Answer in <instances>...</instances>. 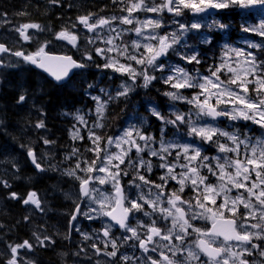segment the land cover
<instances>
[{
  "label": "snow or ice",
  "instance_id": "obj_1",
  "mask_svg": "<svg viewBox=\"0 0 264 264\" xmlns=\"http://www.w3.org/2000/svg\"><path fill=\"white\" fill-rule=\"evenodd\" d=\"M49 3L59 5L61 0H49ZM113 3L123 4L124 0H113ZM68 6L73 7L74 5L69 4ZM229 8L247 10L250 14H256V10H259V14L264 17V0H160L159 3H157V0H128V6L121 9V11L128 13L127 16L101 17L91 23V13L86 16L77 17L79 24L83 25L89 32L97 28L110 26L116 20L130 25L135 19L132 16V13L135 11L156 13L158 17L136 21L140 24V27H136L134 31L137 37L141 39L132 41L131 46L134 51L131 53L128 52L127 45L121 48L114 44V39L120 37L119 33H117L116 37H101V34L97 33L94 38L89 39V43H94L95 39H103L106 45H112L109 48H95L96 54L106 61L102 67L110 68L121 74H127L132 81L131 84L122 83L117 89L116 96H112L106 88H101L100 92L107 96L108 100L119 99L120 97L127 98L130 92L135 91L138 77H141L143 80V83L139 87L144 89H148L153 80L160 79L165 84H170L171 88L177 90L164 92L163 95L172 101L180 100L192 105L196 109V116L198 118L207 117L211 120H216L220 117H227L231 121H251L253 124H257L260 128L264 129V59H259L256 52H247L240 48L228 47L225 50V57L227 58L221 57V63L218 66H209L210 75L208 76L200 75L198 72L196 75L190 74L180 64H174L167 60L158 62L162 57L167 58L171 53V55L178 57L181 61H186L188 64H192L193 62L200 64L201 60L198 59L199 52L198 50L189 51L192 46L188 43L187 37L189 34H199L205 25L199 21L184 22L176 19V17H183L185 10L193 15H200L207 13L209 10ZM165 13L172 14L170 24L175 27L171 31L160 33L156 29L169 27V24L165 23ZM73 27H76V25L74 24ZM216 27L220 30H226L229 26L220 23ZM147 28H152L153 31H143V29ZM28 29L44 31L43 27L39 24L26 23L21 25L16 31L19 32L25 41L32 39V36L26 32ZM116 31L115 28L109 27V32ZM241 31L261 37L262 41L260 44L249 42L248 47L264 52V18L260 20L258 26L249 24L245 20L241 24ZM56 38L67 40L73 47H77V36L67 30L57 33ZM199 39L202 45L211 44V38L207 36L200 35ZM141 40L146 42L142 43ZM46 47L47 43L38 46L35 52L27 55H25L24 51L11 52V55L19 58L26 65L41 69L58 82V84L64 82L73 69L88 68L90 65L83 63V59L93 61V56L88 50H85L83 53L82 61L77 62L69 55H51L45 51ZM141 48L143 51H140ZM10 51L9 48L0 44V53H8ZM113 51L117 52L118 56L135 61L136 64L143 65L144 67L137 70L131 64L121 63L118 57L106 55V53ZM233 55L243 58V60L233 61L236 67H232L229 62ZM96 66L100 67V65ZM19 67H21L19 61H8L5 63L0 59V72ZM166 67L168 75L157 77L153 74L156 71L163 73ZM225 68L227 69L225 75L228 73L232 74L227 82L221 80L218 75ZM249 77H252V79H249ZM0 83H2V79H0ZM230 85H234L235 87H231ZM249 85H253V87L250 89ZM95 87V84L89 83L85 89V95L90 96L96 102V121L94 126L96 128H103L104 124L102 121L105 118L107 101L102 102L100 96L91 95L88 89ZM19 88L20 95L17 103L23 104L26 102L28 88L23 83L20 84ZM183 88L199 89L200 91L189 98L179 91ZM213 89L217 91H213ZM43 90V85L38 83L36 93L41 94ZM213 100L215 103L212 102ZM221 105H224V107H220ZM228 105H232V107H228ZM237 105L241 107H237ZM33 107H35L34 104ZM39 110L43 111V109ZM79 111L77 109V114L74 118L82 124H87L84 117L78 114ZM150 112L163 125H171L176 129V132H179L180 125L187 124L189 136L199 137L203 142L214 145L220 153H232L233 155L216 156L210 160L207 155H202L203 149L194 143H181L178 139L166 141L164 138V127L160 129L159 141L151 135H145L134 124L127 127L123 135L119 137L113 138L109 136L103 149L106 163L102 162L98 168L89 165L85 169H80L79 162L76 164L77 169L86 173L94 171L96 173L107 172L108 175L102 177L97 174L82 178L75 176L74 170L68 172V175L75 176L76 179L81 181V195L88 197L90 203L98 205L99 215L108 217L114 222L106 224L103 232L105 237H109L108 243L105 244V249L110 244L112 251L104 250L101 253V249L99 248L95 251L96 255L103 254L111 259L109 261L97 260L96 264H111V261L117 258L118 253L119 261H123L124 264H130V262L131 264H135L132 256L120 253V247L123 246L124 242L129 240L138 242V244L129 245L130 247L135 248L138 246L144 253L141 264H193V262L195 264H264V259H260V257H264V243L254 242L264 241V134L259 137H252L247 132H229L221 129L219 126L210 124L200 125L197 121L186 119V116H190L191 110L188 114L178 111L172 112L171 115L174 116V119L164 116L156 106H152ZM65 115H68V113H65ZM2 123L3 120H0V124ZM35 126L37 128L44 127L43 121L37 122ZM133 133H135V136L139 140L144 141L143 145L137 144L136 139L133 138ZM173 135H176V133H173ZM220 137L226 138V142L221 143ZM73 138H81L79 136V129L73 132ZM89 139L92 140V143L96 147L94 149H87L88 151H95L97 153L102 151L99 147V141L102 139L100 135L89 129ZM44 142L46 144L53 143L47 139ZM157 142L159 143V149L149 146ZM123 143H128L131 147L115 155L107 151V146L113 144L120 146ZM21 147L27 148V155L31 158V162L37 170L41 172L46 170L41 167L40 158L37 157L30 146L21 145ZM132 147L136 149L137 161H132L129 158L127 167L134 168L138 162L141 167L145 168L147 173H151L153 170L151 161L145 160L140 155V153L147 150L150 156L158 157L161 161L158 167L167 170L159 178L163 183H154L147 179L144 174L137 171L132 181H130L133 187L140 190L134 197L129 196L120 186L121 171H123V175H128L126 170L120 169V164L124 163V156L132 150ZM174 150L175 163H169L168 157L173 156ZM77 152L78 149H73V155ZM181 157H183L185 163H180ZM114 159L119 160V164L113 165L112 161ZM212 161H215V163L213 164ZM5 162L12 163V161ZM92 163L95 164V161ZM13 166L15 167L16 165L14 164ZM109 166L114 167L116 171L110 172ZM177 167L181 168L179 173L175 171ZM201 169H207V174H201ZM253 174L256 177L255 180L252 179ZM209 175L216 177L219 183H211ZM137 179L142 183H136ZM168 180H175L180 187L178 189H170L166 193L165 189L168 186ZM91 181H99L100 184L110 182L114 195L110 196L99 188H89L88 185ZM186 182L191 183L192 190L196 195L188 199H182L180 194L184 192ZM0 184H3L6 188L11 187L3 179H0ZM144 186H150L147 195L143 192ZM152 187L158 190L155 194L151 192ZM233 189H244L247 196L238 191L237 195L233 197L230 194ZM95 193H99V195L97 196ZM10 195L11 198H16L17 196L14 192ZM153 195L154 199L152 198ZM218 197L222 198V203L217 204ZM140 201H143V203H140ZM23 203L25 205L31 203L37 209L43 211L41 209V201L37 199L35 192L29 193L27 199L23 200ZM145 205L151 208L152 212L146 211ZM240 205L243 206L244 211H240ZM197 209H200V211H197ZM91 210L96 211V209ZM134 211L143 212L144 216L151 220V224H141L133 215L132 218L137 219V226H131L128 223L129 214ZM76 212L89 219L95 218L89 217L88 213H80L79 204H77ZM157 212L159 213L158 218L152 219L153 214ZM225 212L230 215L226 216ZM71 219L75 221L77 216L72 215ZM158 219L165 222L170 220V226L166 223L163 227H157ZM197 220L208 221L210 227H198L192 223V221ZM251 221L256 222L252 223ZM117 225L124 232L123 242L120 244L117 242L120 238L110 237L112 229ZM145 227L147 228V232L141 235L139 229ZM127 233H131V235L129 236ZM193 234H196V239L184 246V241ZM34 235L36 234L34 233ZM154 237H159L160 240H165L169 243L167 245H160L154 241ZM173 237L181 243L173 244ZM36 239L43 247L47 246L45 244L46 240L51 243L49 237L41 239L39 236H36ZM85 239H89V237L85 236ZM149 244H153L154 246L149 248ZM32 247V244L27 240L21 244H9L8 248L11 255L5 261V264H20V260L23 258L20 257L18 250L24 248L31 250ZM93 247L95 246L93 245ZM158 248H168L171 252V258L162 251L157 252ZM149 252L156 253V256L148 255ZM247 257H252V260L247 259ZM119 261H117V264H119ZM25 264H32V262L27 261Z\"/></svg>",
  "mask_w": 264,
  "mask_h": 264
},
{
  "label": "trees",
  "instance_id": "obj_2",
  "mask_svg": "<svg viewBox=\"0 0 264 264\" xmlns=\"http://www.w3.org/2000/svg\"><path fill=\"white\" fill-rule=\"evenodd\" d=\"M69 4L74 6L69 7ZM126 6H128V0H124L123 4L113 3V0H61L59 5L51 4L49 0H0V12L11 22L41 25L45 31L42 40L44 43L53 42L57 32L62 30L73 33V25L75 24L77 27L79 24L77 17L79 16H86L90 13L92 16L125 15L128 13L121 11V9ZM167 17L165 15V18ZM203 22H209V26L205 25L208 28L205 32L209 34L211 44H200L199 35L187 38L188 43L192 46L189 51L198 50V59L201 60V63L188 64L186 61H181L178 57L171 55V53L168 58L184 68L197 67L202 72L209 73V66L215 67L220 56L221 44L226 40L232 42L238 37L234 32H240L239 12H229L223 9L210 14L207 20ZM220 23L228 25L227 29L228 31L230 29V33L227 29H218L216 25ZM131 28L132 26H124L120 33L121 48L127 45L129 53L133 52ZM22 51L25 54L33 52L32 49L27 48L22 49ZM72 55L74 56V54ZM75 58L78 59V57ZM119 58L122 63L133 65V61L127 60L123 56H119ZM19 63L21 67L2 70L0 73V79H2V83H0V120H3V123L0 124V179L6 180L11 185V187L6 188L0 184V200L3 199L4 201L3 205L0 202V226L4 229L1 232L4 238L2 239L0 235V264H5L8 259L7 246L24 240L27 216L23 208V200L31 192L49 194V192L55 191L49 200L54 210L61 216L53 215L52 228H55L54 234L58 242L67 241L65 233L58 232V228L60 230L61 227L67 226L64 221L65 215L72 213L73 204L64 199L61 190L67 186V183L76 187L78 183L75 179L63 176L62 169L65 166V168L68 167L67 170L71 171L76 169L78 162H80L81 168L84 167L85 161L88 165H95L92 162H97L98 153L87 150L96 147L89 139L88 129L102 137L99 141L101 148L106 138L124 128L127 122L126 117L135 108L139 109L138 113L145 117L150 128L155 132L159 122L151 115L146 114V106L155 104L164 116L171 119L166 111L170 99L163 95L164 92L171 91V85L156 79L152 81L148 89H144L139 87L143 80L138 77L135 91L130 92L127 98L120 97L119 99L108 100V97L104 96L105 101H107L105 118L102 121L104 127L96 128L94 126L96 119H92V116L89 115L86 117V114H89L88 112L93 107L90 96L85 95L87 85L89 83L96 85L95 88L88 89L90 93L100 95L101 93L94 89L106 88L112 96H116L117 89L122 83H132L126 74L103 68L101 59L98 56H93V61L86 63L90 66L85 69L86 76L84 79L79 80L78 76L80 75L78 74L70 86L57 87L24 62L19 60ZM96 65H100V67ZM94 67L100 68L101 71L96 73L93 71ZM154 74L160 77L165 73L154 72ZM22 83L28 88V94L26 102L18 104L19 86ZM38 83L42 84L44 88L41 94L36 93ZM39 109H43V111ZM77 109L86 110V114L83 111H79L78 114H83L87 119V130L81 129L79 131L81 138L74 139L73 132L76 130H73L74 124L78 123H74L72 117L77 114ZM41 120L44 127L37 128L35 125ZM168 130L170 131L169 128ZM45 139L53 143L45 144ZM89 143L90 146H88ZM21 145L30 146L40 156L44 152L48 155L51 164L43 166L46 169L45 174H38L30 167L27 148L21 147ZM206 148L205 152L211 150L208 146ZM73 149H78L75 155H73ZM5 161H12V163ZM13 192L17 194L16 198L8 200ZM69 255L70 251L65 246L56 245L53 251L39 250L35 264H63Z\"/></svg>",
  "mask_w": 264,
  "mask_h": 264
},
{
  "label": "rangeland",
  "instance_id": "obj_3",
  "mask_svg": "<svg viewBox=\"0 0 264 264\" xmlns=\"http://www.w3.org/2000/svg\"><path fill=\"white\" fill-rule=\"evenodd\" d=\"M159 2H160V0H157V3H159ZM234 9H237V8H234ZM216 10H219V9H216ZM212 11H214V10H209L207 13L200 14V15H193L192 13L188 12L187 10H185L184 16L183 17H176V19L182 20L184 22H196V21H199L203 25H207V22H203V21H204V19H206V17H207L206 15L208 13L212 12ZM136 12L138 13L139 11H136ZM140 12H141L140 15L133 16V17H135V19L133 20V23H132V25H134V29L136 27H140V24H138L136 21H144L145 19L158 18L156 13L142 12V11H140ZM239 12H241L242 14H244V17H245L244 19L245 20H247V18H249L250 16H252L253 19H255V20H253V21L247 20V22L249 24L254 25V26H258V23L260 22V20L262 18H264V17H262L259 14V10H256V14H250V13L247 12V10H242V9H239ZM165 14H167V13H165ZM167 15H168V17L165 18V23L169 24V27H167V28H161V29H156V31H158L160 33H163L165 31H171L175 27L174 25H171L170 24V21L172 19V14H169L168 13ZM110 17H113V16H110ZM110 17H106V18H110ZM118 17H123V16H118ZM95 20H97V19L96 18L95 19H91L90 20V23L92 21H95ZM0 24L4 26V31L1 34L2 38L7 39V41L9 42V44L14 45L16 48H20V46L24 42L22 41V37L20 36L19 32L16 31V29L19 28L23 24H10L9 21L4 20L3 18H1ZM125 25H128V24H123L119 20H116V21L112 22V24L110 26H105L103 28H97V29H95L92 32H89V31L87 32L84 28H81L79 30V33L76 36H77V38L80 39V41H82L83 43H85L87 45L86 50L90 51V54L92 56H98L96 54V52H95V48H97V47H99V48H109V47H112V45H106L103 42V39H95L94 40V43H89V39L94 38L97 33H100L101 34V37H109V36L116 37L117 36V33L120 34L121 29ZM109 27H113L117 31L116 32H109ZM201 30H208V28L207 27H205V28L203 27ZM143 31L149 32V31H153V29L152 28H147V29H143ZM26 32H27L28 35L32 36V39L30 41H26L25 43H27L28 45H34L36 47L35 50H37L38 46L44 45V44H38V42L36 40H34L35 35L40 34V31H38L36 29H28V30H26ZM188 36L189 37H191V36H198V34H189ZM204 36H206V35H204ZM249 36L250 37H246V38H242V39H239V40H235L234 43L226 42L225 44L221 45V47H222L221 54L218 57V61L216 62V66H218L221 63V57H225V50L228 47L240 48V49H243V50H245L247 52H256V54H257V56H258L259 59H264V52H261V51H258L256 49H252V48H249L248 47L249 42L260 44L261 41H262V38L261 37H258V36H255L254 34H250ZM120 39H121V37H119L118 39H114V44L119 46ZM140 39L141 38L140 37H137V35H136L135 31H134L133 32V39H132V41L133 40H140ZM141 42L144 43L146 41H142L141 40ZM78 45L80 47L81 46V42ZM131 45H132V42H131ZM52 47H53V44L50 43L45 48V51L46 52H50L52 50ZM79 47L78 46L75 47V50H77V48H79ZM132 50H133V48H132ZM140 51H143V49L141 48ZM115 54H118V53L115 52V51L110 52V53H106V55L107 56H110V57H116ZM98 57L101 59L103 65H104L105 62H106L105 59H102L100 56H98ZM225 58H227V57H225ZM9 60H11V59L8 58V61ZM14 60L17 61L16 59H14ZM84 60H86L87 62H89L87 59H84ZM165 60H167V61H169L171 63L177 64L176 62L170 61L168 59V57L167 58L162 57L161 60L158 61V62H164ZM235 60H243V58L242 57L238 58V57H235L233 55L232 56V59L229 61L231 63V66L232 67H236V64L233 62ZM132 67L136 68L137 70H140L144 66L143 65H138V64H136L135 61H133ZM108 69H110V68H108ZM93 71H96V73H99V71H101V70H100V68L94 67L93 68ZM187 71L190 74H193V75H196L197 72L200 75H203V76L210 75V74H204L203 72L196 71V70H190V69H188ZM226 72H227V69L225 68L220 73H218V75L220 76L221 80H223L225 82H227L228 81V78L232 75L231 73H228L227 75H225ZM164 73H165L164 74L165 76L168 75V69H167V67L164 69ZM213 79H215V78L213 77ZM249 79H252V77H249ZM230 86L231 87H235L234 85H230ZM252 87H253V85H249V88L250 89ZM96 90L98 91V89H96ZM171 91H177V90L172 88ZM179 91L181 92V94L186 95L189 98H191V96L193 94L199 92L200 90L199 89H193V88H183V89H180ZM213 91H217V90L216 89H213ZM99 93H101L100 90H99ZM91 95H93V96H100L101 97V101L102 102L104 101V96L105 95L103 93H101L100 95L99 94H96V95L91 94ZM201 99H203V97H201ZM92 101H93V109H92L91 112H88L89 114H87V115L94 116L95 119H96V116H95V106H96V102L94 100H92ZM212 102L215 103L214 100ZM220 107H224V105H221ZM228 107H232V105H228ZM237 107H241V106L237 105ZM190 110H191V114H190V116H186V119H190V120H193V121H197L198 124H200V125L210 124V125H213V126H219L221 129H224L225 131H229V132H236V131H239L240 133L247 132L248 135L249 136H252V137H259L262 134H264V129L260 128L259 125H257V124H253L251 121H244V120L231 121V120H229L226 117V121H225V125L226 126L222 127L219 123L211 120L210 118H207V117L198 118L196 116V109L192 105L187 104L184 101H180V100L172 101V100H170L167 103V106H166V111L170 115L171 119H174V116L171 115V113L174 112V111H178L180 113L188 114L190 112ZM148 111L150 112V109ZM82 116L87 121V119L85 118V116L84 115H82ZM126 119H127V122H126V124L124 126V129L122 131H120L118 135L112 136L113 138H116V137H119V136L123 135L124 130L127 127H129L130 125H133L134 124L137 127H139L141 129V131L145 135H151L157 141H159V139H160V129L162 127H164V129H165V137L164 138H165L166 141H168V140H177L178 139V140H180L181 143H190V144L194 143L196 146L201 147L203 149L202 155H207L210 158V160H211L212 157H216V156L223 157L225 155H228V156H232L233 155L232 153H227V154L220 153V152L217 151V148L214 145H212L210 143L203 142L199 137L189 136L188 135L189 129H188V125L187 124L180 125L179 126V132H176V129H174L171 125L165 126V125L162 124V122L160 120H158L159 124L157 126V134H155L154 131L150 130V126H149L148 122L145 120V118L138 117L137 115H135V113H131V114H128V116L126 117ZM143 121H146V122H143ZM74 123H78V124H75V129H79V131L81 129L87 130V124H82V123L78 122L76 119H74ZM238 124H242V125L245 124V126H244V128L242 130H239ZM254 127H256V129H258L257 135H253L252 134L253 133L252 130L255 129ZM168 128L170 129V131L168 130ZM173 133H176V135H173ZM133 138L136 139L137 144H139V145H143L144 144V141L139 140V138L135 136V133H133ZM214 139H215V137H214ZM219 139H220V142L221 143H225L226 142V138H224V137H220ZM88 146H90V143L88 144ZM105 146H106V143H105ZM105 146H104V148H105ZM149 146L152 147V148L159 149V143L158 142L155 143V144H150ZM206 146L210 147L212 150L206 153L205 152V150L207 149ZM129 147H131V145L128 144V143H123L120 146H116L115 144H113V145L107 146V151L109 153L115 155L117 153H122L124 150L128 149ZM103 149H102V151H100L98 153L99 159H98V162L95 164L94 168L100 167L101 164H102V162L103 163H106V161L104 160L105 153H104ZM140 155L145 160L151 161L153 167H156V170L157 171L161 172L162 174H165V172L167 170L164 169V168L158 167V165L161 163V161L159 160L158 157L150 156L149 153L147 152V150H145L144 152L140 153ZM174 156H175V150L173 151V156H169L168 157V162L169 163H175ZM39 158H40V160L43 159V161L45 162L47 160V155L44 154L43 155V158H41V157H39ZM129 158H131L132 161H137V153H136V149L134 147H132V150L130 152H128V154L126 156H124V163L123 164H120V169L121 170L125 166V163L128 162L127 164H129V161H128ZM180 163H185V161L183 160V157H181ZM212 163L214 164L215 161H212ZM112 164L113 165L119 164V160L114 159L112 161ZM80 166H81V164H80ZM87 167H88V165L85 163L84 164V167L83 168L80 167V169H85ZM80 169H77L76 168L74 170L75 171V176H79V177H82V178H86L87 176H95L97 174L99 176H102V177L108 175L107 172H105V173H96L94 171L92 173H86L84 171H81ZM130 169L132 170V175H131L132 179L135 176V173L137 171H139L140 173H141V170L142 169L145 171V168L144 167H141L138 164V162L136 163V167H134V168L133 167H130ZM62 171H63V173H64L63 175L65 177H68V178H71V179H75L77 181V183H79V185L77 187L76 186H72L70 183H67L66 184L67 186H65L64 189L61 190L62 196L64 197V199H70L71 201H74L75 203L80 204L81 198H80V189L79 188H81V181L78 180V179H76L75 176L68 175L69 170L63 168ZM109 171L110 172H115L116 169L114 167L109 166ZM175 171L177 173L180 172V170H175ZM200 171H201V174H207V169H201ZM252 179L253 180L256 179V177H255L254 174L252 176ZM209 181L216 182V183H213V184H218L219 183V181H217L216 177L211 176V175H209ZM168 182L173 183V186L171 188H169V186H167V188L165 189V192L166 193L170 189H174V188L175 189H178L180 187V185L177 184L175 180H168ZM120 183H121V178H120ZM136 183L139 184V183H142V182L137 179L136 180ZM149 187L150 186H144L143 187V192H144L145 195L148 194ZM90 188H99L102 191L106 192L110 196L113 195L112 194V191H114L110 182H105L104 184H100L99 181H91L90 182ZM186 190H189L190 192H193L192 185H191L190 182H186V186L184 188V191H186ZM126 191H127V194L129 196H133L134 197V196H136L139 193L140 190L136 189L135 187H133L130 184V186L126 188ZM238 191L241 192V193H243L245 196H247V193L244 191V189H239V190L233 189L230 194L233 197H235L237 195V192ZM54 192L55 191H51V192H49V194H47V193L36 194L37 195V199H39L41 201V209H43V211L37 209L32 204H31V206H33L34 209H32V208L29 207L30 208L29 209V212L32 215H34L33 216V224H34L33 227L38 228V226H39V229H35L34 230V233L36 234L35 237L29 242L30 244H32V246H37V247L40 246V243L36 239V236H39L41 239H43L44 237H49L50 238V235L47 234V233H45L44 232V229L46 228L45 222H46L47 215L49 214V211H48L49 210L48 202H51L49 200V198L53 195ZM151 192L153 194H155L157 192L156 191V188L155 187H152L151 188ZM95 195L98 196L99 193H95ZM152 198L153 199L155 198L154 195H153ZM12 199H14V198H11V197L8 198V200H12ZM140 203H143V201H140ZM219 203H222V198H219L218 197L217 198V204H219ZM2 205H3V203H2ZM162 206H166V205H162ZM239 207H240V211H244L242 205H240ZM91 209H96V211H92ZM145 210L148 211V212H152V209L149 208L147 205H145ZM83 213H88V216L89 217H95V218L94 219H89V218L85 217L84 215H82V219L80 221V225L77 224L75 233L77 234V239L78 240L75 241V242H80L82 244V246H80L79 249L77 250V252H74V254L72 255V264H96V261L97 260H100V261H109L111 258H109L107 256H104L103 254H101V255H96L95 254V251H96L97 248L101 249V253H103L104 250H107L109 252L112 251V248H111L110 244L108 245L107 249H105V244L108 243L109 237H101L100 236L101 230L104 229V226L106 224H104V226H100V229L98 230V232H88L86 230H88L89 228L87 229L86 227L85 228L82 227V224L83 223L86 224V226H87V225H90V223L92 221H95V222H98V223L101 222L103 224L105 222V220H104L105 219V216H100L99 215L98 205L96 203H90V199L88 197H87V199L85 201V210H84ZM134 216L138 220H141V223L142 224H146V225L147 224H151V220L148 217H145L144 214H143V212H135ZM158 216H159V213L158 212L157 213H154L153 216H152V219H157ZM137 219H133L132 224H130V225L133 226V227H136L137 226ZM159 221H161V220L158 219V222ZM202 221H205V220H197V222H202ZM251 222L252 223H255L256 221H251ZM129 234H131V233H127V235H129ZM85 236H88L89 239H85ZM50 240H51V238H50ZM45 242H48V240H46ZM254 242H256V243H264V241H254ZM93 245L95 247H93ZM130 251L131 250L120 249V253H126L127 255L132 256L133 257V260H134L135 259V256H133V252H130ZM142 259H143V257H140V261ZM247 259L252 260V257H247ZM260 259H264V257H260ZM117 261H119V253L117 255V258L115 260H112L111 261V264H117ZM20 264H23V263L20 261ZM119 264H124V262L123 261H119ZM130 264H131V262H130ZM135 264H136V262H135ZM193 264H195V262H193Z\"/></svg>",
  "mask_w": 264,
  "mask_h": 264
},
{
  "label": "flooded vegetation",
  "instance_id": "obj_4",
  "mask_svg": "<svg viewBox=\"0 0 264 264\" xmlns=\"http://www.w3.org/2000/svg\"><path fill=\"white\" fill-rule=\"evenodd\" d=\"M1 202L4 203L3 199H1ZM203 227H210V224H205V226H203ZM33 236H34V232H31L30 230L26 229L25 230V235L23 237H25V238L28 239L29 237L32 238ZM192 236H193V238H195L196 237V234L195 235L193 234ZM192 236H190V237H192ZM190 237H188L186 239L187 242L190 239ZM154 241L158 242V239L154 237ZM175 241H176V239L173 238L172 239V243L175 244ZM166 242L169 243L168 241H166ZM45 244H46V242H45ZM50 244L52 245V243H50ZM153 246H154L153 244H149L148 245L149 248H152ZM157 252H159V251L157 250ZM25 253H27V252H25L24 250H22L21 251V257L23 258V260L27 261L26 256H25ZM151 253L152 252H149L148 255H150ZM154 254L156 255V253H154Z\"/></svg>",
  "mask_w": 264,
  "mask_h": 264
},
{
  "label": "water",
  "instance_id": "obj_5",
  "mask_svg": "<svg viewBox=\"0 0 264 264\" xmlns=\"http://www.w3.org/2000/svg\"><path fill=\"white\" fill-rule=\"evenodd\" d=\"M3 54H4V53H0V56L3 55ZM32 67H33L34 69L40 71L41 73L45 74V75L48 77L49 80H51V81H53L54 83L58 84V82H56L52 77H50L47 73L43 72L41 69H37V68H35L34 66H32ZM78 70H81V69H73V70L69 73V77L66 78V80H65L64 82H61L60 84H63V83H65L66 81H68L69 78L72 76V74H73L75 71H78ZM60 84H58V85H60ZM217 120H223V117L217 118ZM30 160H31V158H30ZM31 163H32V162H31ZM32 166L34 167V169H36L35 166H34L33 164H32Z\"/></svg>",
  "mask_w": 264,
  "mask_h": 264
},
{
  "label": "bare ground",
  "instance_id": "obj_6",
  "mask_svg": "<svg viewBox=\"0 0 264 264\" xmlns=\"http://www.w3.org/2000/svg\"><path fill=\"white\" fill-rule=\"evenodd\" d=\"M86 2V1H85ZM35 3V2H34ZM68 4V3H67ZM98 5V4H97ZM48 7V6H47ZM59 8V7H58ZM85 9V8H84ZM50 10V9H49ZM77 11V10H76ZM46 17V16H45ZM71 21V20H70ZM71 23V22H70ZM65 25V24H64ZM58 33V32H57ZM23 81V80H22ZM46 103V102H45ZM69 103V102H68ZM70 104V103H69ZM63 146V145H62ZM24 155V154H23ZM51 157V156H50ZM74 157V156H73ZM54 166V165H53ZM48 168V167H47ZM20 169V168H19ZM52 169V168H51ZM6 170V169H5ZM56 171V170H55ZM8 176V175H7ZM31 179V178H30ZM59 179V178H58ZM37 181V180H36ZM47 182V181H46ZM62 182V181H61ZM35 184V183H34ZM13 189V188H12ZM80 189V188H79ZM9 195V194H8ZM1 202V201H0ZM57 216V215H56ZM59 216V215H58ZM57 218V217H56ZM40 223V222H39ZM43 224V223H42ZM39 228V226H38ZM80 229V228H79ZM82 242V241H81ZM87 251V250H86ZM75 260V259H74Z\"/></svg>",
  "mask_w": 264,
  "mask_h": 264
}]
</instances>
